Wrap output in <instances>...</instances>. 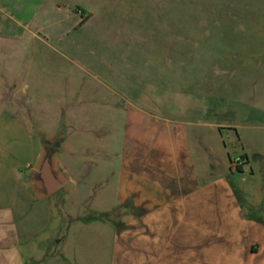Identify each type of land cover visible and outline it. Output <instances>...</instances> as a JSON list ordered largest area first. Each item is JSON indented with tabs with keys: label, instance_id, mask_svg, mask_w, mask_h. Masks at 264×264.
Returning a JSON list of instances; mask_svg holds the SVG:
<instances>
[{
	"label": "rangeland",
	"instance_id": "obj_1",
	"mask_svg": "<svg viewBox=\"0 0 264 264\" xmlns=\"http://www.w3.org/2000/svg\"><path fill=\"white\" fill-rule=\"evenodd\" d=\"M60 123L69 182L13 263L264 264V0H0V179ZM176 129L214 194L157 214L124 154Z\"/></svg>",
	"mask_w": 264,
	"mask_h": 264
},
{
	"label": "crops",
	"instance_id": "obj_2",
	"mask_svg": "<svg viewBox=\"0 0 264 264\" xmlns=\"http://www.w3.org/2000/svg\"><path fill=\"white\" fill-rule=\"evenodd\" d=\"M129 134L130 130L126 128L125 137ZM143 134L142 143L138 144V148L132 147L124 154L125 160L128 158L143 167V170L137 173L138 176H135L136 184L124 197H129L132 193L156 198L157 209L153 212L158 214L166 203L182 212L183 207L187 206L182 198L197 199L201 196L198 192L200 189L205 188L202 194L205 198L214 194V180L211 183L204 182L202 186L198 184L181 129H176L174 132L159 130L153 134ZM216 181L222 182L220 187H224L223 178H218ZM41 201L34 200L27 186L21 182L0 179V264H15L10 258L12 248L31 235L23 232L25 227L22 223L23 219L33 206ZM190 206L192 207V202ZM193 206L197 207V203ZM7 212L9 213L6 214Z\"/></svg>",
	"mask_w": 264,
	"mask_h": 264
},
{
	"label": "water",
	"instance_id": "obj_3",
	"mask_svg": "<svg viewBox=\"0 0 264 264\" xmlns=\"http://www.w3.org/2000/svg\"><path fill=\"white\" fill-rule=\"evenodd\" d=\"M34 130L39 152L32 168L25 174V179L30 195L34 200L41 201L69 181V176L60 161L65 140V126L60 123L53 135H47L37 126H34Z\"/></svg>",
	"mask_w": 264,
	"mask_h": 264
},
{
	"label": "built area",
	"instance_id": "obj_4",
	"mask_svg": "<svg viewBox=\"0 0 264 264\" xmlns=\"http://www.w3.org/2000/svg\"><path fill=\"white\" fill-rule=\"evenodd\" d=\"M236 162L238 163V160H236Z\"/></svg>",
	"mask_w": 264,
	"mask_h": 264
},
{
	"label": "trees",
	"instance_id": "obj_5",
	"mask_svg": "<svg viewBox=\"0 0 264 264\" xmlns=\"http://www.w3.org/2000/svg\"><path fill=\"white\" fill-rule=\"evenodd\" d=\"M240 172H242L240 169H239Z\"/></svg>",
	"mask_w": 264,
	"mask_h": 264
},
{
	"label": "flooded vegetation",
	"instance_id": "obj_6",
	"mask_svg": "<svg viewBox=\"0 0 264 264\" xmlns=\"http://www.w3.org/2000/svg\"><path fill=\"white\" fill-rule=\"evenodd\" d=\"M255 158V157H254Z\"/></svg>",
	"mask_w": 264,
	"mask_h": 264
}]
</instances>
